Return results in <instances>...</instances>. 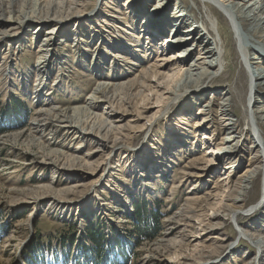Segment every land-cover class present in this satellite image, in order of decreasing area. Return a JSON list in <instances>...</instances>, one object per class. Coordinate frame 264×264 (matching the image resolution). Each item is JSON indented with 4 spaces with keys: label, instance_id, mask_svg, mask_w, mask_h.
<instances>
[{
    "label": "rangeland",
    "instance_id": "374dc122",
    "mask_svg": "<svg viewBox=\"0 0 264 264\" xmlns=\"http://www.w3.org/2000/svg\"><path fill=\"white\" fill-rule=\"evenodd\" d=\"M183 1L190 16L198 23L202 22V9L194 7L191 0ZM175 2L179 3L178 0H169L170 6L174 7ZM152 6L145 11L146 14L155 11L156 5ZM97 8L91 1L86 14ZM111 15L109 13L107 18L113 23L106 22L111 26L103 20L101 24H94L96 31L92 37L85 30L79 33L82 49L76 58L81 61V55L84 56L85 64L59 70L54 64L57 56L54 51L52 57L49 54L48 66L52 71L43 79L40 68H36L38 48L31 50L26 47L15 61L14 49L9 52L11 47L8 43L0 46V129H8L6 134H0V264H75L74 258L83 254L76 249V244L70 245L69 237L76 238V243L93 247L87 239L89 224L92 229L100 231L106 243L119 245L118 257L115 255L119 264H125L124 253L129 256V264H181L185 261L182 254L193 256L198 264H257L258 259L263 261L264 254L259 255L256 244L241 236L240 232L255 233V229L245 228L264 220L263 210H260L264 203V172H260L246 198L241 223L236 224V221L226 218L223 227L204 232L198 229L199 223L194 225L191 221L189 224L187 220L206 209L208 196L216 185L224 188L226 172H232L227 187L231 190L246 171L250 158L255 155V152L252 156L249 152L253 138L249 135L248 121L242 120L240 131L243 137L238 138L241 139L238 142V155L241 157L237 163L233 161L232 170L227 168L231 165L229 161L217 159V150L210 152L212 147L215 148L213 140L206 141L208 145L199 140L204 132H200L198 140H192L191 135H176L173 137L175 141L165 147V135L177 134L170 133L169 120L181 110H188L185 109L186 104L193 106L190 110L196 112L199 107L192 103L196 97L192 100L190 93L186 95L188 90L178 87L181 97L171 104L164 116L159 114L151 122H147L148 119L161 108H154L144 115L136 112V108L154 83L149 69L155 62L175 57L181 50L179 42L173 41L171 45L174 44L175 49L171 47L162 54L155 42L158 40L161 45L163 39L173 40L174 33L168 28L161 40L151 33V26L150 32H145L142 41L136 43L141 52L136 49L133 53L126 52L123 38L113 29V24L120 22V18L113 20ZM141 18L133 17L134 22H141ZM225 21L220 23L219 31L227 48L228 70L207 82L201 91H208L199 95L206 93V99L216 100L222 89L231 88L230 93L234 94L237 89L238 94L245 95V102L236 105L237 110L242 111L245 109L243 105L252 107L254 101L250 103L247 96L253 90L242 60L230 54L235 50L233 40H239L240 36L229 27L232 20L229 19L228 23L226 18ZM65 26L74 30L79 28L77 20ZM240 34L245 36L242 31ZM197 49L194 47L192 51ZM238 53L242 55L240 49ZM68 54L75 55L71 51ZM26 70L29 74L24 75ZM106 83L112 88L108 97L115 112L127 114L120 124V133H110L108 139L99 138L96 134L82 138L79 134L54 127L51 122L53 113H49L52 109L67 112L81 109L96 88ZM172 87L169 90L177 89ZM260 91L264 93L263 89ZM168 95L165 94L164 100ZM160 107L163 109V104ZM110 111L108 104L103 103L83 121L92 126ZM95 115L100 118L96 120ZM194 115L202 116L197 112ZM144 123H147L146 127L141 128ZM207 126L214 127L215 133H210L216 141L227 136H221L226 130L219 124L208 122ZM206 152L216 161L205 164L202 159ZM206 165L203 177L193 179L188 175L195 171L194 166L204 168ZM127 166L132 170L135 166L140 167L141 171L137 173L138 168H135L133 173L127 170ZM61 201L65 203L61 204ZM155 202L162 208L159 232L154 240L143 241L133 250L128 239L135 235L134 224L139 220L136 206L139 204L142 213L147 209L153 214L159 208ZM250 213L253 215L248 216ZM208 215L212 216L213 211H208ZM193 225L196 227H190ZM193 233L202 242L200 247L194 248L193 244L189 250L186 240ZM256 234L264 236V229ZM216 238L219 240L213 241Z\"/></svg>",
    "mask_w": 264,
    "mask_h": 264
},
{
    "label": "bare ground",
    "instance_id": "6f19581e",
    "mask_svg": "<svg viewBox=\"0 0 264 264\" xmlns=\"http://www.w3.org/2000/svg\"><path fill=\"white\" fill-rule=\"evenodd\" d=\"M91 1L98 8L91 14H86L87 5ZM191 1L194 7L197 8L199 6L198 8H201L204 13L203 20L200 23L190 16L188 7L183 0H178L179 3L175 2L174 7L170 6L169 0H0V46L3 43H8L9 47H11L9 52L12 48L15 50H13V55L16 57H14L15 61L18 60L17 55L25 49L29 48L32 50L38 48L36 68H40L39 73H43V79L45 74L48 75L52 71V67L48 65H50V58L53 56L54 51L57 52L54 64L59 67V70H65L66 66L73 68L74 64H78V66L85 64L84 56L81 55V61L77 60L79 57L76 58L77 54H80L79 49H82V39L78 40L79 33L85 30L88 33L87 35L92 37L94 31H96V23L101 24L100 22L103 20L104 23L110 22L112 24V20L107 18L109 13L112 14L111 18L113 20L120 18V22L113 24L115 25L113 29L116 30V34L123 38L126 52L133 53L135 49L141 52L136 43L138 44L142 41V35L145 32H150L151 26L153 27L151 33L161 40L164 37V32L168 28L171 29V32L174 33L173 40L163 39L161 45H159L157 40L153 44L157 46L159 52L162 54L166 53L167 49L171 47L175 49L174 44L171 45L173 41L179 42L178 48L181 50L173 58H164L153 65L151 64L152 67L149 69V72L152 73V82L154 83L149 87L142 103L136 108V112L138 111L141 115H144L150 113L154 108H161L148 119L147 122H151L159 114L164 116L171 104H174L181 97L179 95L181 90L178 87L188 90L186 91V95L190 93L193 96L192 100L196 97L195 102L193 101L192 103L199 107L196 112L202 116H197V119L196 115H194L196 112L190 110L193 106L189 107V104H186L187 108L185 109L188 110H181L169 120L171 123V132H169L177 134H173V136L165 135L166 141L164 142V146L168 147V145H171V142L175 141L173 137H176V135L177 137L191 135L192 140L196 138L198 140L200 132H204L202 138L199 140L203 141V144L208 140H213L215 148L212 147V151L210 152L213 153L214 150H217L219 152L216 155L217 159L229 161L231 165L227 166V168L231 170L234 165L233 161L237 163L238 157H241L238 155V142L241 139L238 138L239 136L243 137L240 127L243 124L244 118L245 121H248L249 135L253 138L249 152L251 156L253 152H255V155L250 158V164L235 186L231 190L227 188L231 181L230 173L232 172H226L224 174L226 175V180H224L225 186L223 187L227 189L224 190V188H219L216 185L208 196L206 209H202L193 218L187 219L189 224L191 221L194 225L199 223L198 229L207 232L223 227L226 218L236 221V224L241 223L240 217L246 208V198L250 193L251 187L256 184L260 172H264V96H262L264 93H260L261 89L264 90V0ZM153 4L156 5L155 11L146 14L145 11ZM129 15H132V18ZM86 16L91 19L87 20L88 17ZM137 16H142L141 22H134L133 17ZM221 16L222 18H220ZM226 18L228 23L229 19L232 20L231 24L229 23V27L234 29V33L240 36L239 40L233 38L232 47L235 46V50H231L230 54H235L238 59L242 60L245 73H248L249 85L253 90L247 96L250 103L254 101L252 107L243 105L245 109L242 111H238L236 105L245 102L243 100L245 95L238 94V91L236 92L237 89L235 90V94L230 93L231 88L222 89L218 93V96L216 95V100H213L211 97V99H206V93L201 96L199 95L200 92L205 91H201V89H204L207 82L212 81L220 75L222 76L228 70L226 59L228 54L227 48L219 31L220 23H224ZM72 20H77L78 29L74 30L68 26L64 27V25L70 23ZM106 24L111 26L109 23ZM240 31L245 36H242ZM40 39H42L41 44L39 43ZM56 47L60 48L55 50ZM194 47L198 48L197 51H192ZM238 49L242 51V55L238 53ZM70 51L75 55L70 56L68 54ZM49 54H52L51 57ZM24 73V75L29 74L27 70ZM172 86H175L177 89L169 90L173 88ZM111 89V86L107 83L99 85L87 99L86 106L81 109H75L72 112L60 111L56 108L52 109L49 113H53L51 122L54 123V127L79 134V137L82 138H86L87 135L96 134L99 135L97 136L99 138L102 136L101 138L108 139V134L113 132L120 133L122 130L120 124L127 114L122 113L118 115V112H115L113 102L108 97ZM166 93L169 95L164 100ZM260 99L262 102H259ZM103 103L108 104V107L111 109L110 113H107L108 115L104 116L97 124L88 126L83 121L84 117L93 114L92 111ZM162 104L164 110L160 107ZM240 106L242 108V105ZM45 115L48 116L46 113ZM235 116L237 119H235ZM95 117L96 120L100 118L98 115H95ZM216 120L220 121L216 122ZM208 122L219 124L222 129L226 130L225 132L222 130L223 133L221 131V136L226 134L227 136H220L221 139L216 141V138L212 135L213 133H210L211 131L214 132V127L207 126ZM146 125L147 123H144L141 128H145ZM206 145L208 144L206 143ZM118 150L119 148L114 149L111 153ZM210 155L209 152L205 153L202 159V161H205V164L216 161L214 157H208ZM194 167L195 171L188 174L193 179L203 177L208 166L206 165L204 168ZM135 168H138L137 173L141 171L139 170L140 167L135 166ZM135 168L132 170L131 167L127 166V170L133 171V173ZM63 203L61 201V204ZM210 210L213 211L212 216L208 215V211ZM260 210H263L262 218H264V203ZM251 214H248V216ZM260 221L264 223V220ZM261 222L256 225H247L249 227L245 228L255 229L253 231L255 233L240 232L241 236H246L256 244L259 248V255L264 254V236L256 234L259 230L264 229V224H261ZM194 225L190 227H196ZM192 235L188 236L186 240L189 250L193 244L194 248L200 247L199 243L202 242V240L198 239L199 236L196 233ZM217 240L219 238L213 241ZM197 244L199 245L195 246ZM177 254L178 252L175 253L176 256ZM182 255L185 261L181 264H198V260H195L196 258L193 256ZM200 257H204V255H200ZM259 261L260 259H258L257 264H264V260Z\"/></svg>",
    "mask_w": 264,
    "mask_h": 264
},
{
    "label": "trees",
    "instance_id": "16d2710c",
    "mask_svg": "<svg viewBox=\"0 0 264 264\" xmlns=\"http://www.w3.org/2000/svg\"><path fill=\"white\" fill-rule=\"evenodd\" d=\"M27 116V115H26ZM8 129H0V134H6ZM159 208L155 213L151 214L146 209L142 213V209L137 204L136 208L138 209L139 220L134 224V233L131 238L128 239V244H133L132 249L137 248L143 241H152L156 238V235L159 232L160 222L162 220V208L158 202H155ZM87 232V239L92 243L93 247H88L84 244L76 243V238L69 237V243L73 247L75 244L76 249L83 254L81 257H76L75 264H119L115 255L118 257L119 245H110L106 243V240L101 236L100 231L92 229L91 224H89ZM65 242V240H64ZM66 243V242H65ZM135 245V246H134ZM34 252V250H33ZM121 254V253H120ZM123 262L129 264V256L123 254ZM114 258V259H113Z\"/></svg>",
    "mask_w": 264,
    "mask_h": 264
}]
</instances>
